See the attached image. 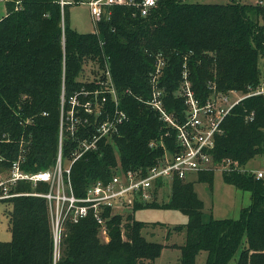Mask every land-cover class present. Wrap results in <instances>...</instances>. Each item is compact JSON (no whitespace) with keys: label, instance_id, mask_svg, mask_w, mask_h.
Instances as JSON below:
<instances>
[{"label":"trees","instance_id":"1","mask_svg":"<svg viewBox=\"0 0 264 264\" xmlns=\"http://www.w3.org/2000/svg\"><path fill=\"white\" fill-rule=\"evenodd\" d=\"M67 5L60 0H21L0 19V173L16 161L25 171L51 169L60 148L70 164L82 150L80 140L90 138L114 108L108 92L102 105L104 86L99 80L84 79V66L90 62L103 71L109 67L128 119L117 134L101 139L96 149L72 164L77 196L85 195L94 181L111 178L120 164L124 169L151 166L162 154V139L174 150V130L147 103L159 59L165 107L179 120L187 107L180 94L183 73H188L201 103L214 93L246 94L264 86V4L158 0L146 15L135 4L114 5L98 22L97 32L74 29ZM73 97L78 101L73 117L79 123L73 132L65 128L61 141V121L71 119ZM88 102L91 112L85 108ZM100 108H105L103 114H98ZM259 155H264V93L234 106L213 150V164L222 166L224 180L251 193L252 202L240 218L205 219L194 181L177 178L167 201L137 203L134 212L125 215L106 210L108 240L101 238L93 215L79 222L66 219L55 261L47 199L24 194L7 201L12 237L0 240V264H156L165 244L144 235L148 223L138 220L135 212L157 206L178 209L188 217L187 223L175 227L186 231L185 242L177 245L180 264H196L203 250L206 264H229L237 253L236 264H264V178L243 171ZM215 168L197 174L209 188ZM47 189L43 182L33 186L20 181L13 191Z\"/></svg>","mask_w":264,"mask_h":264},{"label":"built area","instance_id":"2","mask_svg":"<svg viewBox=\"0 0 264 264\" xmlns=\"http://www.w3.org/2000/svg\"><path fill=\"white\" fill-rule=\"evenodd\" d=\"M21 0H17L19 3ZM90 6L91 15L96 23L105 14H110L109 8L114 5H137L141 13L146 15L150 9L156 6L158 0H86ZM264 4V0L258 1ZM62 6L65 0H60ZM163 65L162 59L157 63L156 73L151 79L152 95L147 103L159 114L160 119L175 132L174 150L169 148L165 140L160 141L162 154L155 163L147 168L124 169L121 164L115 169L111 178L98 179L91 183L85 195L77 196L74 192L71 180L72 164L86 151L96 149L98 141L112 134H117L121 125L128 119L127 113L120 108V99L113 84V78L109 67L103 72L106 78L103 84L102 105L108 100V92L113 99V111L105 115V118L96 125V130L90 138L80 140L82 150L77 153L70 164L65 165L60 148L56 164L51 169L36 172L25 171L18 161L14 162L8 170L0 173V201L24 195H38L47 199L54 226V258L60 256V246L63 225L66 219L79 222L81 219L93 215L103 233L104 239L108 240L107 223L104 212L125 215L134 212L137 203H150L158 200L162 189L171 185L174 179L187 180L193 173H199L214 169L213 150L215 148L216 136L221 132V124L231 110L248 96L264 93V86L252 89L244 94L238 90L228 93H214L205 103L195 96L188 73H183L184 80L180 88V94L185 97V118L179 120L173 113L168 112L165 107L164 89L160 86V70ZM235 98L232 99V97ZM72 109L69 112L71 119L68 123L61 121L62 132L65 128L72 132L79 123L74 119V108L78 104L77 98H72ZM91 103H86L87 112H91ZM98 114H103L105 108L97 109ZM87 121V119H86ZM85 121V122H86ZM78 122V123H77ZM156 145L151 142V146ZM243 171L253 173L256 178H264V169L250 170L246 167ZM20 181L30 182L33 186L43 182L49 186L45 192H16L13 189ZM162 183L161 186L159 183Z\"/></svg>","mask_w":264,"mask_h":264},{"label":"rangeland","instance_id":"3","mask_svg":"<svg viewBox=\"0 0 264 264\" xmlns=\"http://www.w3.org/2000/svg\"><path fill=\"white\" fill-rule=\"evenodd\" d=\"M14 1V2H12ZM68 10V18L71 26L79 32H94L96 23L91 15L90 6L86 0H65ZM191 2L202 3H227L231 0H189ZM241 3H257L259 0H237ZM17 0H0V19L8 12L9 7L16 4ZM260 68L262 70V77L264 80V58L260 59ZM85 78L92 80L104 81L103 70L99 65L85 64L84 66ZM103 77V78H102ZM235 96L232 97V99ZM72 105V99H70ZM70 105L69 108H72ZM64 164L68 162L64 159ZM222 166H218L214 171V181L211 188L209 184L198 180L197 173H193L187 180L194 181L195 189L199 197L204 202L205 219L214 217L216 219H238L242 214V210L249 206L252 202L251 193L247 190L237 188L224 180ZM250 170L264 169V155L255 157L247 166ZM171 185H166L162 189L157 201H167L170 198ZM11 209V204L6 201H0V240H11L12 234L10 230L8 212ZM135 217L138 220L147 222L148 225L143 230L144 235L149 240L159 242H185L186 231L175 230L176 226H181L187 223L188 217L178 209L165 207H144L135 212ZM103 235V233H100ZM154 234V236H152ZM101 238L104 240V237ZM169 235V237H168ZM166 254L160 264H168L167 259L172 258ZM207 252L205 250L198 254L197 264H206ZM238 253L232 258L229 264H236Z\"/></svg>","mask_w":264,"mask_h":264},{"label":"crops","instance_id":"4","mask_svg":"<svg viewBox=\"0 0 264 264\" xmlns=\"http://www.w3.org/2000/svg\"><path fill=\"white\" fill-rule=\"evenodd\" d=\"M154 236V235H153ZM165 244V247L162 251V254L160 255V257L157 259L156 264H160L164 258V256L168 253L172 255V258H168V264H180V256H181V250L177 245L183 244L182 243H178V242H162ZM175 245V246H173ZM171 255H169L171 257ZM198 258V256H197ZM197 264V261H196Z\"/></svg>","mask_w":264,"mask_h":264}]
</instances>
